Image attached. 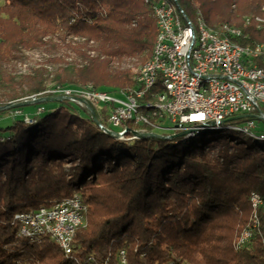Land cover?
<instances>
[{
  "label": "trees",
  "instance_id": "16d2710c",
  "mask_svg": "<svg viewBox=\"0 0 264 264\" xmlns=\"http://www.w3.org/2000/svg\"><path fill=\"white\" fill-rule=\"evenodd\" d=\"M160 1L0 0V106L56 85L135 87L134 73L119 63L151 57ZM168 1L194 23L239 28L231 37L237 43L264 42V21H247L264 17V0ZM62 46L98 56L84 55L81 63L49 57L28 75H5L3 63L25 51ZM32 105L44 107L28 113L32 122L23 114L0 124V264H120L121 251L127 264H264V139L231 127L120 139L79 102ZM98 116L110 127L106 108ZM252 192L262 199L257 208ZM75 194L87 210L70 254L49 235L19 234L17 212ZM246 230L250 237L239 245Z\"/></svg>",
  "mask_w": 264,
  "mask_h": 264
},
{
  "label": "built area",
  "instance_id": "2783aa9c",
  "mask_svg": "<svg viewBox=\"0 0 264 264\" xmlns=\"http://www.w3.org/2000/svg\"><path fill=\"white\" fill-rule=\"evenodd\" d=\"M156 14L163 25L158 52L143 73L136 74L135 87L101 94L97 88L57 85L49 94L43 95L79 102L89 109L93 108L97 115L106 108L109 128L127 139H134V131L137 130L143 132L154 128L164 129L161 126L164 124L161 123L165 121L170 124L171 129L179 130L190 125V121H223L234 115H245L241 121L238 120V125H245L264 134V69L257 67L256 59L242 50H229L222 39L208 38L202 30V38H195L182 12L178 23H171L166 5L157 4ZM238 35L241 34H236ZM213 61H220V68L215 73H208L207 63ZM202 76H214L210 100H203V88L200 87ZM152 79L171 82L176 89V97L171 111L161 112L162 122L147 125V118H151V113L147 112V102L138 100V93L145 90L158 92L151 89ZM43 95L39 97H45ZM43 110L44 107L40 106L37 113ZM23 114L26 121H33L23 110L17 111V115ZM131 121L146 126L130 129L127 123ZM258 203H262L259 194ZM85 216L86 205L81 196L75 194L29 211L16 221L20 223L19 233L27 230V220H34L36 227L53 226L54 232L66 239L70 254L77 231L75 222L85 220ZM249 237L250 231L247 230L244 243ZM124 264H127V260H124ZM167 264L177 263L170 261Z\"/></svg>",
  "mask_w": 264,
  "mask_h": 264
},
{
  "label": "bare ground",
  "instance_id": "6f19581e",
  "mask_svg": "<svg viewBox=\"0 0 264 264\" xmlns=\"http://www.w3.org/2000/svg\"><path fill=\"white\" fill-rule=\"evenodd\" d=\"M159 5H166L167 11L170 16L171 23H178L181 20V12L182 10L178 9L176 5L171 3L168 0H161ZM264 11V6H263ZM157 12V5L155 6V16L157 20V27H158V33L156 37V42L153 48V52L151 57L144 62L143 64L137 66L134 73V78L136 81V74L137 73H143L144 69L151 63V60L156 57V54L158 52L159 48V40L162 37L163 32V25L162 21L158 17ZM182 15H184V20L187 22L188 26L191 28V31L194 33L195 38H202V31L208 38L212 39H222V43L226 44V46L229 48V50H242L244 52L250 53L252 59H256L257 67L264 69V42L257 43L254 45H242L240 43H237L232 40V36H236V34H241V30L239 28H236L235 26H231L229 24H223L221 25L218 30H215L211 27H209L203 20H198L197 23H194L192 20L188 19L185 14L182 12ZM254 19V20H252ZM248 22L255 21L260 25L264 21L263 16H257L256 18H248ZM202 30V31H201ZM239 36V35H238ZM220 68V61H213L210 63H207V71L208 73H215ZM213 85H214V76H202V79L200 80V87L203 88V100H210L212 99V92H213ZM57 86V85H56ZM56 86H53L49 89H47L44 93H41L39 95H32L31 98L42 96L43 94H49L50 90L55 89ZM81 88H96L92 84L88 85H81L78 86ZM98 89V88H97ZM151 89H156L158 92H154L152 90H145L142 93H138V100L147 102V112L151 113V118H147V125H154V123H160L158 120L161 118V112H169L172 109V105L175 102L176 97V89H174L173 85L169 81H165L163 79H152L151 82ZM101 94H109V91L99 89ZM155 107H157V110H155ZM32 122V121H28ZM197 123V121H190V124ZM222 127H231L240 131H243L245 133L250 134L251 136L264 139V134H259L256 132V130L246 127L245 125H238V121L234 123L229 124H222L219 126L214 127L215 128H222ZM200 131H197L198 133ZM137 135H134V138H137ZM120 139H127L126 137H119ZM251 201L255 208L259 206L258 203V193L252 192L251 194ZM45 207V206H42ZM40 207V208H42ZM87 210V207H86ZM29 211H19L15 214L14 220L16 221L21 215H25ZM19 224V230H20V223L19 221H16ZM85 220H77L75 222V229H78L81 225H83ZM247 233V230L242 233L238 240V244L242 245L244 244V237ZM21 236L28 238V239H34L40 235H49L51 239H53L63 250L66 254H69V248L68 243L65 238L59 237L53 230V226H45L43 227H36L34 220H27V230L25 233H19ZM76 235V233H75ZM121 263L124 264V260H126L125 251H121Z\"/></svg>",
  "mask_w": 264,
  "mask_h": 264
},
{
  "label": "rangeland",
  "instance_id": "374dc122",
  "mask_svg": "<svg viewBox=\"0 0 264 264\" xmlns=\"http://www.w3.org/2000/svg\"><path fill=\"white\" fill-rule=\"evenodd\" d=\"M74 42H81L83 39H80V38H77V37H72L71 38ZM92 46L95 45V43H91ZM86 55H90L91 57H97V53L95 51H85V50H82ZM81 51V52H82ZM82 55L79 51L77 50H74L72 48H69V47H65V46H62V49L59 50V51H49V50H45V49H38V50H33V51H25L24 54H20L18 56V58H15L13 60H10V61H6L3 63V70L5 72V75L7 77H11V76H21V75H28L30 73H32L33 69L39 67L40 65H38L39 63L43 62L44 60L48 59L49 57L51 59H55V58H58V59H63L64 61H68V62H71V61H74V62H78V63H81L83 60V57L84 56ZM57 61V60H55ZM121 68L123 69H130V71H132V73L135 71V69L137 68V66L141 65L142 62H138L136 58H130V59H126L122 62L119 63ZM56 65L54 64H51V66H47V68L49 70L55 68ZM71 87H74V86H71ZM115 92V91H114ZM32 95H29L27 97H24V98H30ZM21 99V98H20ZM19 99V100H20ZM23 99V98H22ZM18 100V101H19ZM54 104V103H53ZM41 105H38L36 108L35 106H28V105H25V109H23V111H25V113H30V112H34L36 110L37 112V109L40 107ZM48 107V105H46ZM50 107V105H49ZM18 110H22V109H16L15 111L11 112V115L9 118H5L3 116H0V124H7L9 122H11V118H15L19 115H17V111ZM263 128V127H261ZM227 131L224 130L222 131L221 133L224 134L226 133ZM204 135L201 134L200 136Z\"/></svg>",
  "mask_w": 264,
  "mask_h": 264
},
{
  "label": "water",
  "instance_id": "95a60500",
  "mask_svg": "<svg viewBox=\"0 0 264 264\" xmlns=\"http://www.w3.org/2000/svg\"><path fill=\"white\" fill-rule=\"evenodd\" d=\"M35 95V94H34ZM47 99H56L54 97H38L37 99H30V98H23L20 99L19 101H10L8 104L4 105V106H0V110L1 109H9V108H17L20 106H25L28 104H32V103H43L44 101H46ZM93 117L95 119V121L97 122V124L104 129L106 132L111 133L112 135H115L116 137H120V134L115 131L110 129L109 127H106L105 125L102 124L101 120L99 119L96 111L93 108H90ZM245 115H234V116H230L228 118H226L223 121H209V122H198V123H194V124H190L187 127H184L183 129H179V130H173L171 129L170 124L165 121L162 122L161 126H164L167 129H162V128H154L151 129L149 131H134V133L140 137V136H166L170 139L173 138H180V137H190L193 136L195 134H197V131H204V130H209V129H214V127L222 125V124H229L231 122L234 121H238L242 118H244Z\"/></svg>",
  "mask_w": 264,
  "mask_h": 264
}]
</instances>
